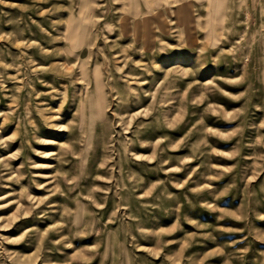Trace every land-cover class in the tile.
<instances>
[{
	"label": "rangeland",
	"instance_id": "rangeland-1",
	"mask_svg": "<svg viewBox=\"0 0 264 264\" xmlns=\"http://www.w3.org/2000/svg\"><path fill=\"white\" fill-rule=\"evenodd\" d=\"M0 264H264V0H0Z\"/></svg>",
	"mask_w": 264,
	"mask_h": 264
}]
</instances>
